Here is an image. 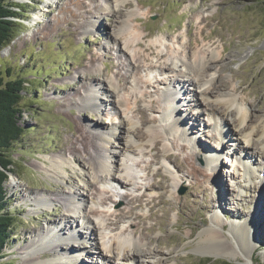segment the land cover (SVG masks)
Returning <instances> with one entry per match:
<instances>
[{
  "label": "rangeland",
  "instance_id": "obj_1",
  "mask_svg": "<svg viewBox=\"0 0 264 264\" xmlns=\"http://www.w3.org/2000/svg\"><path fill=\"white\" fill-rule=\"evenodd\" d=\"M9 1L26 8L19 20V32L7 47L0 50V73L6 81L21 79L25 82L20 103V124L24 133L11 152L15 173L9 176L4 185L7 210L13 216L16 228L3 250L0 263L26 264L32 258L34 260L27 264L45 263L56 254H62L59 252L61 246L67 242V246L72 245L73 253L80 254L78 264H132V261L125 262L105 253L112 240L122 238L143 239V248L151 252L148 255L145 254L148 251H145L134 264H226V257L218 258L196 251L198 234L212 226L217 219L222 224L217 230L224 239L231 241L229 227L242 224L252 215L255 226L253 237L249 238L250 246L245 248L252 257V264H264L263 200L260 209L253 213L259 188L261 191L264 188V184L260 187L262 183L256 179L260 175L264 181V161L257 163L243 156L249 151L245 148L243 151L245 144L235 142L232 134L228 138L218 135L217 139L218 131H224L218 116L210 120L202 113L198 119V132L194 126L189 129L192 120L188 118V125L185 122L180 130L176 129L184 139L173 133V138L166 140L170 145L171 158L169 155L163 157L159 140L150 144L151 153L144 149L141 153L122 157L121 163L126 164L130 180H133L127 182L126 188H114L99 178L110 173L116 179H121L113 170L118 161L114 154L120 153L121 145L113 141L111 144L105 142L111 134L121 142L130 136L129 139L137 144H145V140H137L144 138L146 126L140 124V116L135 110L143 111L148 127L159 129L164 124L162 119H165L166 112L171 109L183 118L187 115L195 117L202 110L194 105L197 99L190 91L179 92L174 107L173 101L167 102L170 104L167 107L162 98L164 92L169 98V91L175 93L179 90L173 83L169 84V79L175 75V70H179L174 65L176 54H184L189 42L197 41L199 47H208V50H221L223 47L215 65V82L220 89L210 95L207 103L217 105L218 95L232 85L236 97L248 109L249 124L255 126L262 120L263 1ZM114 1L116 5L123 4L122 1L129 2L131 7H120L121 11L116 15H107L109 9L106 8H109L108 4L113 6ZM135 8L141 14L129 23L133 39L135 42L140 40L144 46H153L150 48L154 53L144 52L143 48L135 47L132 42L130 45L133 47L125 49L121 35L117 39L113 37L126 12ZM94 23L97 25L91 28ZM200 32L204 41L200 39ZM156 52L162 53L163 57H156ZM163 64L168 69L164 70ZM115 87L121 93L124 88L128 90L131 87L128 99L132 101L137 98L140 101L127 113V120L134 125L131 135L125 134L130 126L122 124L125 119L112 108H115ZM102 89L106 92L100 91ZM95 91L102 94L100 114L89 100ZM230 111L233 112V109ZM77 122L83 129H77ZM77 130L86 132L95 142V148L90 149L93 157L85 156V145L77 139ZM207 147L215 149L218 154L215 156L219 157L218 162L212 159L213 162L209 163L211 166H207L203 160L208 151H213ZM254 148L256 151L259 149L256 145ZM195 150L202 151L204 156L196 155ZM152 156L156 160L147 168ZM189 156L193 164L204 171V178L194 180L186 164ZM52 158L71 166L65 167L64 171L52 170L49 168ZM239 161L252 167L255 178L250 180L237 173ZM98 166H102V170L97 169ZM258 168L262 170V176L260 171L257 173ZM215 172L222 177L224 189L218 185L219 179L214 181L212 176ZM149 184H155L156 189L147 191L145 188ZM37 195L53 198L54 202H49L46 209L35 207L31 211L33 203L39 200ZM72 195L73 201L81 204L82 213L76 215V221L71 226L67 220L72 216ZM126 195L134 197L132 206L121 200ZM24 197L31 201L24 202ZM112 214L119 216L115 218ZM58 222L66 229L62 233L55 232V239L51 241L53 244L39 245V250L34 253L31 243L39 239L37 233L45 234L47 231L43 227ZM108 223L114 226L110 228ZM73 231H81L84 238L68 241ZM87 234L88 237L85 236ZM92 234H96L97 240ZM236 241L242 244L241 239ZM240 248H235L238 249L236 262L245 260V257L238 256ZM32 251L34 257L29 255Z\"/></svg>",
  "mask_w": 264,
  "mask_h": 264
},
{
  "label": "bare ground",
  "instance_id": "obj_2",
  "mask_svg": "<svg viewBox=\"0 0 264 264\" xmlns=\"http://www.w3.org/2000/svg\"><path fill=\"white\" fill-rule=\"evenodd\" d=\"M122 3L123 4L116 5L115 1H114L113 6L108 4L109 8L107 7L106 9H109V12L107 11L108 12L107 15H110V16L116 15L117 13H119L121 11L120 7H124V8L125 7H129V8L131 7L129 2H123L122 1ZM136 3L138 5V2H136ZM138 10H139L138 8H135L134 10L126 12V16H124V19L121 20L119 27H118V30L113 33V37H115L117 39V37L121 35V37L123 38V41H124L123 47L125 49L129 50V48L133 47L131 45L135 43L134 44L135 47L143 48L144 52L154 53V50L152 48H150L153 46H148V45L144 46L143 43L140 42V40L139 41L137 40L135 42V40L133 39V35H132L133 32L130 30L129 23L131 22V20L135 21L138 18V15L141 14ZM96 25H97V23L92 24L91 28L92 27L94 28V26H96ZM200 37H201L200 39L202 41H204V38H203V35H201V32H200ZM195 40H197V39H195ZM131 42H132V44L130 45ZM207 48L199 47L197 44V41L193 42L192 44L189 42L187 44V48H186V51L184 52V54H176L177 56H175L174 60L177 61V63H179V66L177 65V63L175 61H174V65L179 70L174 71L175 75L172 76L171 79H169L170 80L169 84L173 83V85H176V87L179 88V90L175 93H171L169 91V94H170L169 98L167 97L166 92H164L162 94L163 100H165L166 102L168 100L169 103L171 101H173L172 102L173 104L175 103L173 105V107H174L177 103L176 100H178L177 95H179V92L190 91V93L193 96L195 95L194 97L197 99V101L195 100L194 105L197 107H200L202 110L195 117L191 118L187 115L183 118L182 115H178V114L174 113L173 109H171L169 112H166V114L164 116L165 119L164 118L162 119L164 124L162 125L161 129L156 128V127H152V128L148 127V123H147L148 121H147V118L144 115L143 111L141 109L135 110V112H137L140 116V124L142 126H146L145 131H144V138H139L137 140H139V141L145 140V144H143V145L137 144L138 142L136 143L135 141H132L133 139L132 140L129 139L130 136L126 137L127 139H124L121 142V140L118 137H114V135L111 134L105 140V142L107 144H111V141H113V142H117L119 145H121L120 153L114 154V156L118 157V161L115 162L114 169H113L114 172L116 174H118V177H121V179L118 180V179H116V177L114 175L108 173V174L104 175L103 177H99L102 180L101 182H105V183L107 182L110 185L114 186V188H119V187L120 188H126V186H128L127 182H129L130 177H129L128 168H127L126 164L121 163L123 161V159H121V158L131 156L132 154H135L137 152L141 153V151L144 149L151 153L152 149H151L150 144L152 145L157 140H159V142L161 143V150H162L163 157L166 158L169 155V157L171 158V156H170V145L166 143V140L167 139L171 140L173 138V133L178 134V137L183 140L184 137H182L178 132H176V129L180 130L182 128V126L185 124V122L188 125L189 122L186 121V120H188V118H189V120H192V122H190V124H189V126H190L189 129L191 130L192 127L194 126L195 129H198L197 130V132H198L199 131L198 119L202 113H204L206 115V117L209 118L210 120L215 119V116L216 117L218 116V118H220V120L222 121V123H223L222 130H224V131L223 132L220 130H219L220 132L218 131L217 139H218V135L219 136H227V138H228L232 134L235 137L234 138L235 142H238V141L241 142L242 141L245 144V145H243L242 149L245 148L246 150L249 151V152H245L243 156H245L247 159H250L251 161L253 160V162L256 161L257 163H259L260 160L264 161V115H263L262 120L260 122L256 123L255 126L250 125L249 124L250 116L248 114V109L246 108V105H243L242 102H240V100L236 97L235 92H234L235 87L232 85L229 86L230 89H224L225 92L223 94L218 95L217 105H211L212 103L211 104L207 103L211 98L210 95L213 94L216 89H220V85H218L215 82V80H216L215 65H216L218 58L222 54L223 47H221V50H208ZM138 56H139V54H138ZM156 57L161 59L163 57V55H162V53L156 52ZM162 68L164 70L168 69V67H166L165 64H163ZM181 78L182 79L186 78L187 80L186 79L182 80ZM189 86H191V87H189ZM185 87H187V88H185ZM131 89H132L131 87L128 90H125V88H124L122 90L123 92L121 93L120 90L115 87L114 90L116 92V95L113 94L114 95L113 96V99H114L113 105L115 106V108L112 107L113 110L114 111L116 110L117 114L122 119L123 118L125 119L122 121V124H124V125L126 124V126H130L129 129L125 130L126 135L133 134V132H131V131H132V129H134V125L129 121V119L127 120V113L129 111H131V109H132L131 107L134 106L136 104V102L138 101L137 98L132 100L133 102L131 101L130 98L128 99V96L131 95V92H132ZM103 90L104 89H102L100 91H103ZM103 92H106V91L104 90ZM100 95H102V94L99 93V91L98 92L95 91L93 98H92V96H90L91 98H89V100H91L94 103V105L96 106L97 113H99V114H100L99 108L101 107V102H102V101H100V99H101ZM169 99H171V100H169ZM138 102H140V101H138ZM262 104H263V102L260 103L261 106H262ZM232 109H233V112L230 111ZM166 117L168 119H166ZM231 117H233V119ZM154 122H155V120H154ZM77 123H78L77 129H80V130L83 129V126L79 122H77ZM213 124H215V122ZM228 125L231 126V128H229ZM80 130H77V132H76L78 134L77 139L81 140L80 142H82L85 145L83 148L85 156L91 158V157H93V155L90 152L91 151L90 149L93 150L95 148V142L92 140L91 136L87 135L86 132L84 133ZM159 130H161V131H159ZM188 132H190V131H188ZM185 134H184V136H185ZM136 136L137 135H135V137ZM137 138H138V136H137ZM213 139L215 141L217 140L216 134L213 135ZM189 143H192V141ZM187 145L189 146L191 144H187ZM255 145L257 147H259V149L257 151L254 148ZM220 148H222V147H220ZM207 149L213 150L212 147H207ZM245 149H243V151ZM229 150H232V149H229ZM195 153H196V155H201V156L203 155L204 156L202 151L195 150ZM212 154L218 155L214 149L213 151H211V152L208 151L205 154V155H207V157L202 156L204 163L207 166H211L210 164L213 162V160H212L213 155ZM215 155H214V158L218 162L219 157H216ZM243 156H241V157H243ZM151 158H152V161L147 163V168L151 166L153 160H156L154 158V156H152ZM164 160H166V159H164ZM187 160H189V161L186 164L189 166V169L191 170V173L193 175L194 180L198 181L200 178H204L205 177V175L203 174L204 171L202 169H200L199 167H197L196 165H194L195 163L192 161V158L189 156V158H187ZM166 161H168V160H166ZM75 162H76V160H75ZM238 164L240 165V166L238 165V169H237V173H239V175L242 174L245 177H248L250 180H252V178H255L254 174H256V173H254V171L251 170L252 167H250V165H248V163L242 162V164H241V162L239 161ZM263 165H264V162H263ZM68 166L69 167L71 166L70 163L61 162L60 159L52 158L49 161V168L52 170H63L64 171V168L68 167ZM214 167H215V165H214ZM102 168H103L102 166L97 167V169H99V170H102ZM262 170H264V169H262ZM262 170L260 168H258L257 173H260V172L262 173ZM111 175L114 176L115 178L112 177ZM216 175H217V177H216ZM218 176L219 175L216 174V172H215V174L212 177H213V179H215L214 181H216V182L219 179L218 185L220 186L221 189H224V183L221 180L222 177L220 178ZM132 179H134V178H132ZM256 179L262 183L260 186V187H262V185L264 184V181L262 180V178H260V175H258V177ZM131 181H133V180H130V183H131ZM89 183H91V182H89ZM89 183H88V185H89ZM263 187H264V185H263ZM145 189L147 191H153L156 189V185L155 184H153V185L149 184L147 186V188H145ZM16 191L18 192L17 188H16ZM114 191H115V189H114ZM37 196H38L39 200H38V202L33 203L34 205L32 206L31 211H33L35 207H45V209H46L48 206L47 204H49V202H52V201L54 202L53 198H48V197L39 196V195H37ZM71 198H73L71 200V204L73 206L70 209V211L72 212V216H71V219H69L67 221L69 223H71V226H72L74 224V222L76 221V217H77L76 215L81 214L82 209H81L80 203H76L75 201H73V200H75L74 195H72ZM121 200L127 202V205L132 206L133 201H134V197L126 195V196L122 197ZM261 200H263V203H264V188L262 189V191H261V188H259V193H258V196L256 197V203L253 206V208H254L253 213L254 214L262 206ZM23 201L28 202L31 200L29 198L25 199V197H24ZM88 209L91 213H93L91 207H89ZM84 211H86L85 207H84ZM114 213H116V211ZM129 213H132V211ZM128 214L125 215L122 219H125L128 216ZM116 215L117 214H112V216H115V218H117ZM117 216H119V215H117ZM70 221H72V222H70ZM107 226H109L111 228L114 226V224L108 223ZM51 227H53V228L51 229ZM65 227L66 226L61 224L60 222H58L54 225H46V227H43L45 229V231H47V232H45V234L40 233V232L37 233L39 239L34 240L31 243V248H33L35 250L34 253H36L39 250V248H40L39 245H44V244L49 245L51 243V241L53 239H55V236H54L55 232L56 233H62L63 230L66 229ZM218 227H222V224L220 221L215 219L214 222L212 223V226L202 230L198 234V237H197L198 240L195 243L196 251H198V252L202 251V252H205L207 254L208 253L213 254L215 257H224V258L226 257L229 260H234L237 258L236 257V251H238V249H235V248H239L241 246L238 256L245 257L246 261H249L252 264L253 263L252 257L247 254V250L245 247H249L250 246L249 242L251 243L249 238H251L252 231L255 227L254 221H253V216L252 215L249 216L242 224L231 225L229 227V233L228 234L230 236H232L231 241H229L228 239H224L221 236L220 232L217 230ZM98 233H99V230L97 229V234ZM132 233L134 234V231H132ZM76 234H77V239L75 238V240H82L84 238V234L81 231H76ZM85 236L88 237V234ZM91 236L94 237L95 240H97L96 234H92ZM98 236H100V234H98ZM69 237H70V234H69ZM236 239H241L242 244H239L236 241ZM68 241H72V240L69 239ZM51 244H53V243H51ZM62 245L63 246H61V249L59 251L62 254L58 253L55 255L54 258H52L48 262L39 263V264H78V262L80 261V259H79L80 257L78 255H80V254L73 253L74 251H72V245H70V244H69V246H67L66 244H62ZM100 246H101V244H100ZM102 247H103V245H102ZM143 247H144L143 239L127 240V239L117 238L115 240H112V244H111L110 248L108 247L109 249L108 248H106V249L104 248V249H105V253L109 254V256L119 257L125 262L132 261V264H134L135 262H137V257H140L141 255H143V253L145 251H148V253H145V254L151 255L150 250H145ZM34 253L32 251L31 253H29V255L31 257H34L33 256ZM48 253H50V252H48ZM38 255H40V254H38ZM45 255H48V254H45ZM73 255L76 257H74ZM38 259H40V258H38ZM33 260H34V258H32V260L31 259L27 260L26 264L33 261Z\"/></svg>",
  "mask_w": 264,
  "mask_h": 264
},
{
  "label": "trees",
  "instance_id": "obj_3",
  "mask_svg": "<svg viewBox=\"0 0 264 264\" xmlns=\"http://www.w3.org/2000/svg\"><path fill=\"white\" fill-rule=\"evenodd\" d=\"M260 1L264 4V0ZM25 8L24 5L14 4L9 0H0V50L7 47L19 32V20L25 13ZM24 84L21 79L6 81L0 73V261L12 231L16 228L15 220L7 210L4 185L9 176L15 173L11 152L24 133L20 124Z\"/></svg>",
  "mask_w": 264,
  "mask_h": 264
},
{
  "label": "water",
  "instance_id": "obj_4",
  "mask_svg": "<svg viewBox=\"0 0 264 264\" xmlns=\"http://www.w3.org/2000/svg\"><path fill=\"white\" fill-rule=\"evenodd\" d=\"M220 258H224V257H220ZM225 259L228 261V263H226V264H251L249 261H246V259L245 260H242L243 262H236V261H234L236 259H234V260H229L227 258H225Z\"/></svg>",
  "mask_w": 264,
  "mask_h": 264
}]
</instances>
